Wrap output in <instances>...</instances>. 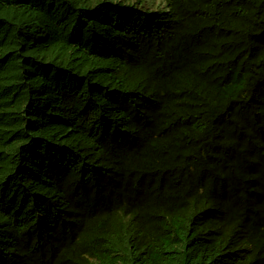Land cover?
<instances>
[{"label": "trees", "instance_id": "obj_1", "mask_svg": "<svg viewBox=\"0 0 264 264\" xmlns=\"http://www.w3.org/2000/svg\"><path fill=\"white\" fill-rule=\"evenodd\" d=\"M0 264H264V0H0Z\"/></svg>", "mask_w": 264, "mask_h": 264}]
</instances>
